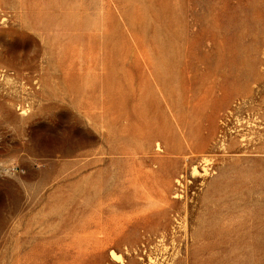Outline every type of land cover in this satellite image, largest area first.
I'll return each instance as SVG.
<instances>
[{"label":"rangeland","instance_id":"1","mask_svg":"<svg viewBox=\"0 0 264 264\" xmlns=\"http://www.w3.org/2000/svg\"><path fill=\"white\" fill-rule=\"evenodd\" d=\"M0 264H264V0H0Z\"/></svg>","mask_w":264,"mask_h":264}]
</instances>
